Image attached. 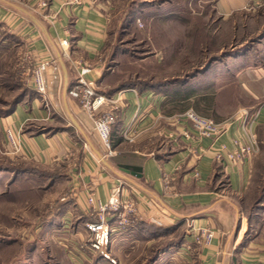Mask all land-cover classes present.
Returning <instances> with one entry per match:
<instances>
[{"label":"crops","instance_id":"crops-1","mask_svg":"<svg viewBox=\"0 0 264 264\" xmlns=\"http://www.w3.org/2000/svg\"><path fill=\"white\" fill-rule=\"evenodd\" d=\"M41 1L0 0V94L11 103L0 114V153L35 168L63 165L66 172L61 175L74 192L61 218L66 235L71 231L70 220L90 221L78 197L87 187L106 203L120 186L123 193L135 197L140 215L128 229L109 219L108 230L100 235L106 251L89 258L87 252L73 247L68 251L70 260L74 264H125L123 251L153 229L181 232L175 260L183 264H264V183L256 182L260 147L256 154L233 164L215 158L223 145L226 152L231 151L236 139L243 144L258 143V130L264 126V54L246 60L245 65L243 59L236 61L235 77L250 103L233 118L217 116L216 121L229 120L230 126L215 143L198 137L188 124L175 123L178 112L165 110L168 96L164 89L125 88L120 95L114 89L109 96L119 100L118 118L112 134L113 154L109 155L92 118L69 92L77 83L80 64L89 69L86 80L105 95L101 90L107 77L103 55L114 0L78 6L69 5V0H48V10L39 8ZM255 1L264 0H217L216 10L222 20L229 21ZM52 15L56 16L54 24L46 18ZM63 40L69 42L66 53L60 46ZM27 48L35 60L50 63L45 98L30 81H12L16 52ZM228 76L227 70L207 72L205 77L211 78L207 86L221 93ZM218 102L214 98L207 103L214 109ZM7 128L20 133L17 154L7 144ZM126 130L136 135L130 147L122 137ZM167 133L174 137L167 139ZM161 135L164 146H153V139ZM191 227L212 230V243L187 250ZM83 231L87 233L85 227Z\"/></svg>","mask_w":264,"mask_h":264},{"label":"rangeland","instance_id":"rangeland-1","mask_svg":"<svg viewBox=\"0 0 264 264\" xmlns=\"http://www.w3.org/2000/svg\"><path fill=\"white\" fill-rule=\"evenodd\" d=\"M216 1L114 0L103 55L107 77L102 93L162 88L168 96L165 110H174V115L191 109L214 120L219 114L222 119L233 118L250 103L236 80V61L243 59L245 65L246 60L264 54V5L254 10L245 7L224 21ZM20 52H16V64ZM226 70V86L221 93L214 92L207 86L211 78L206 73ZM14 71L12 81L20 84ZM5 97L0 94V114L11 104ZM214 98L219 102L212 109L207 102ZM258 131L263 143L255 176L256 182L264 183V126ZM124 142L128 147L136 143ZM164 142L162 135L156 136L153 146H164ZM31 169L38 173L24 172ZM65 172L61 164L35 168L0 153V264H74L68 251L75 247L87 252L85 244L91 237L83 233L85 218L70 220V234L63 229L61 218L74 199L61 175ZM149 230L145 239L123 251L125 264H183L175 260L181 232ZM106 249L105 245L99 253L86 254L95 258Z\"/></svg>","mask_w":264,"mask_h":264},{"label":"built area","instance_id":"built-area-1","mask_svg":"<svg viewBox=\"0 0 264 264\" xmlns=\"http://www.w3.org/2000/svg\"><path fill=\"white\" fill-rule=\"evenodd\" d=\"M83 2H89L92 5H97L98 0H69V5H81ZM264 5V1H255L246 7L247 10H254L256 7ZM39 8L42 10L49 9L48 0H42L39 3ZM50 23L54 24L56 16H46ZM62 51L66 53L69 49L67 40L60 41ZM79 77L76 85L70 90L69 94L79 101L81 108L87 112L93 120L94 129L102 146L109 155L113 154L112 132L113 126L117 122V103L119 100L107 97L96 91L94 83L86 80L85 76L89 73V69L85 66H80ZM50 67L49 62L37 61L34 58L33 52L30 49H23L19 54L17 63V79L21 83L30 81L35 92L45 98L48 88L46 72ZM123 91L119 92V95ZM246 115V114H245ZM175 123L184 122L188 124L193 131L201 139H209L215 143L229 129L230 121L218 122L212 118L202 116L194 110H188L184 113L174 116ZM7 144L10 147L12 154H17L21 150L18 133L14 128L5 130ZM122 137L133 142L136 135L130 130L123 132ZM172 133H167L166 138L172 139ZM258 143L255 141L251 144H243L238 139L233 141V149L226 152L227 148L223 145L219 151L215 153V158L222 164H233L241 162L247 157H250L258 152ZM209 152L201 150L205 154ZM79 199H82L86 208L85 215L90 221L85 223V230L90 239L85 244V249L89 253H99L103 249V241L100 235L108 230L109 219H112L116 226L128 229L135 226L140 218L137 201L131 193H123L120 186H117L108 202L103 203L99 200L94 190L87 187L79 194ZM191 237V241L185 244L187 250H191L193 245L208 246L212 243L214 232L208 228L191 227L187 233Z\"/></svg>","mask_w":264,"mask_h":264},{"label":"trees","instance_id":"trees-1","mask_svg":"<svg viewBox=\"0 0 264 264\" xmlns=\"http://www.w3.org/2000/svg\"><path fill=\"white\" fill-rule=\"evenodd\" d=\"M122 90H124V89H116V92H120V91H122ZM108 96V95H107ZM110 97V96H109ZM190 100V99H189ZM171 101V100H170ZM170 101H169V103H170ZM172 102V101H171ZM174 102H175V100H173V104H174ZM188 110H191V109H188ZM187 110V111H188ZM172 112H174V110H172ZM184 112H186V111H184ZM183 112V113H184ZM181 114V113H180ZM177 115V114H176ZM112 134H113V132H112ZM112 141H113V138H112ZM120 142V139L119 140H117V143L116 144H118ZM258 143H259V147H260V149H261V144L263 143L261 140H260V138L258 139ZM116 146V145H115ZM113 148H114V144H113ZM14 169V168H13ZM26 172H37V170H35V169H31V170H26ZM38 173V172H37Z\"/></svg>","mask_w":264,"mask_h":264},{"label":"water","instance_id":"water-1","mask_svg":"<svg viewBox=\"0 0 264 264\" xmlns=\"http://www.w3.org/2000/svg\"><path fill=\"white\" fill-rule=\"evenodd\" d=\"M126 172H127V173H129V171H126ZM131 174H133V175H134L135 173H134V172H132Z\"/></svg>","mask_w":264,"mask_h":264}]
</instances>
